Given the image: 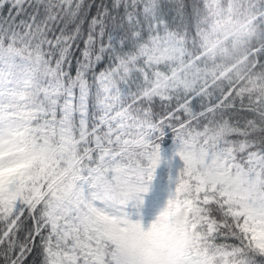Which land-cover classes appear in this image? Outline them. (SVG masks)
Listing matches in <instances>:
<instances>
[{
    "label": "snow or ice",
    "instance_id": "snow-or-ice-1",
    "mask_svg": "<svg viewBox=\"0 0 264 264\" xmlns=\"http://www.w3.org/2000/svg\"><path fill=\"white\" fill-rule=\"evenodd\" d=\"M164 231L264 264V0H0V264H151Z\"/></svg>",
    "mask_w": 264,
    "mask_h": 264
},
{
    "label": "rangeland",
    "instance_id": "rangeland-1",
    "mask_svg": "<svg viewBox=\"0 0 264 264\" xmlns=\"http://www.w3.org/2000/svg\"><path fill=\"white\" fill-rule=\"evenodd\" d=\"M177 151V147H171L166 154L165 157H169V160H172L173 163L169 168L165 165H162L157 169L156 176L152 181V197L156 200L154 201V205L152 204V200L145 204L141 205V212H137L136 214L129 216V219L133 223H141L145 230H148L152 223L156 221L162 211L167 207L169 198L173 196L176 189V181L179 178L180 172L183 168V162L180 160L179 156H174V153ZM156 187L159 189H163V193H159L156 190ZM160 198H168L159 200ZM137 206V205H136ZM140 206V205H139Z\"/></svg>",
    "mask_w": 264,
    "mask_h": 264
},
{
    "label": "clouds",
    "instance_id": "clouds-1",
    "mask_svg": "<svg viewBox=\"0 0 264 264\" xmlns=\"http://www.w3.org/2000/svg\"><path fill=\"white\" fill-rule=\"evenodd\" d=\"M186 215L184 210H180L172 217V220L175 224H182ZM159 242L161 247L168 248L172 255L165 256L160 251H156L151 257V264H176V254L182 248L187 249L191 245L190 237L180 238L178 233L172 231L162 232L159 236Z\"/></svg>",
    "mask_w": 264,
    "mask_h": 264
},
{
    "label": "trees",
    "instance_id": "trees-1",
    "mask_svg": "<svg viewBox=\"0 0 264 264\" xmlns=\"http://www.w3.org/2000/svg\"><path fill=\"white\" fill-rule=\"evenodd\" d=\"M170 134L166 135L165 136V139L164 141L162 142L161 144V148H162V155L164 157V160L162 162V165H166L168 168V161H169V157H165L164 155L166 154V152L171 148V147H176V144H175V141H174V138L173 139H170L169 138ZM156 173H157V170H156ZM156 176V175H155ZM154 183V182H153ZM153 183H151V186H150V189L147 193L143 194V203L142 204H145L147 203L148 201L150 202L152 200V204L154 205V201L156 200V198L154 199V197H152V187H154V185H152ZM156 190L159 192V193H163V189H159L158 187H156ZM163 199H168V198H160L159 200H163ZM171 199V197L169 198V200ZM141 204V205H142ZM141 205L140 206H136L135 202L131 203L127 209L128 213H129V216H132L134 214H136L137 212H141L142 213V210L141 209Z\"/></svg>",
    "mask_w": 264,
    "mask_h": 264
}]
</instances>
